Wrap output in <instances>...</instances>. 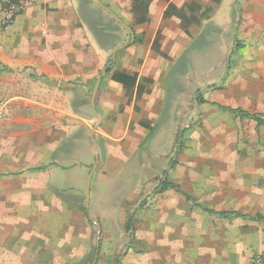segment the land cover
Wrapping results in <instances>:
<instances>
[{
  "label": "crops",
  "instance_id": "obj_1",
  "mask_svg": "<svg viewBox=\"0 0 264 264\" xmlns=\"http://www.w3.org/2000/svg\"><path fill=\"white\" fill-rule=\"evenodd\" d=\"M100 1L134 39L98 0H28L8 29L0 3V264L98 263L103 235L121 230L102 191L164 121L169 145L178 135L183 64L210 40L225 76L192 89L188 115L192 151L215 160L185 165L215 187L180 198L215 220L210 231L235 226L246 251L264 250V0Z\"/></svg>",
  "mask_w": 264,
  "mask_h": 264
},
{
  "label": "rangeland",
  "instance_id": "obj_2",
  "mask_svg": "<svg viewBox=\"0 0 264 264\" xmlns=\"http://www.w3.org/2000/svg\"><path fill=\"white\" fill-rule=\"evenodd\" d=\"M220 46L219 41L196 42L183 64V83L177 97L187 102L185 131L182 125L169 145V124L168 120L164 121L165 127L148 140L135 159L123 165L118 177L102 191V212L120 209L121 230L119 234L103 235L96 264H255L256 255L264 257V250H245V237L235 226L230 231L224 228L219 233L210 231L215 220L187 199L180 198L209 197L212 196L209 187H215L214 179L209 178L211 171L202 166L199 174L205 175L204 178L194 180L193 170L185 164L206 163V159L214 158L211 154H202L199 159L198 153L192 151L190 121L194 116L188 113H195L194 96L198 91L192 89L218 82L225 76ZM183 133H186L185 140ZM174 158L175 164L167 172L166 167ZM180 163L185 170L176 169ZM166 182L179 184L185 195L175 188L161 191ZM133 185L139 187L137 194Z\"/></svg>",
  "mask_w": 264,
  "mask_h": 264
},
{
  "label": "built area",
  "instance_id": "obj_3",
  "mask_svg": "<svg viewBox=\"0 0 264 264\" xmlns=\"http://www.w3.org/2000/svg\"><path fill=\"white\" fill-rule=\"evenodd\" d=\"M2 5L3 17L1 19L4 29H8L14 23L16 17L23 12L28 0H0ZM7 102L0 99V124L4 121L6 116ZM255 264H264L263 255H256L253 259Z\"/></svg>",
  "mask_w": 264,
  "mask_h": 264
},
{
  "label": "trees",
  "instance_id": "obj_4",
  "mask_svg": "<svg viewBox=\"0 0 264 264\" xmlns=\"http://www.w3.org/2000/svg\"><path fill=\"white\" fill-rule=\"evenodd\" d=\"M140 4L145 5L146 2L141 1ZM146 7H147V4H146ZM171 8L174 10V7H173V6H172ZM140 20L143 21L144 18H141ZM109 70H110V68L107 69V71H109ZM125 78H126L125 75H121L120 77H116L117 80L120 79V80L122 81V83L126 84L128 87H132V85L134 84V80H135V79H134V78H131V79H130V80H131V83L128 84V83H126ZM120 80H119V81H120ZM233 110H234V112H236V113H241V114H244V115H247V116L250 115L249 113H247V112H245V111H243V110H241V109H233ZM167 188H176V189H178V191H180V192L183 193V191L179 189L178 185L173 184V183H172V184H171V183H167V182H166V185H164V187H162L161 191H162V190L165 191V190H167ZM186 196H187V195H186ZM187 197H188V199H192V198L189 197V196H187ZM222 216H229V214L225 213V214H222ZM130 221H131V219H130ZM99 253H100V249L98 248V251L96 250V254L99 255ZM120 264H122V263H120Z\"/></svg>",
  "mask_w": 264,
  "mask_h": 264
},
{
  "label": "water",
  "instance_id": "obj_5",
  "mask_svg": "<svg viewBox=\"0 0 264 264\" xmlns=\"http://www.w3.org/2000/svg\"><path fill=\"white\" fill-rule=\"evenodd\" d=\"M98 2H99V4L100 5H102V3H101V1L100 0H98ZM103 6V5H102ZM104 7V6H103ZM118 22H120L121 23V25H123L125 28H127L129 31H130V33H131V35H132V37H133V39H134V34H133V31H132V29L126 24V23H124L119 17H118V15L116 14V13H114L112 10H110L109 8H107V7H104ZM117 50H118V48H115L114 50H113V54H114V56H115V54H116V52H117ZM228 65H229V59H228ZM100 82H101V79H99L98 80V82H97V85H96V87H95V91H94V94H93V101L95 100V97H96V93H97V91H98V87H99V85H100ZM195 99H197V98H195ZM195 122V120H193L191 123H194ZM88 200H89V197H88ZM93 264H96V260L93 262Z\"/></svg>",
  "mask_w": 264,
  "mask_h": 264
}]
</instances>
